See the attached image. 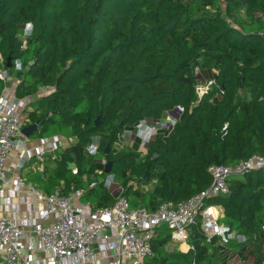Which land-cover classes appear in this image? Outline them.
<instances>
[{
	"label": "trees",
	"instance_id": "16d2710c",
	"mask_svg": "<svg viewBox=\"0 0 264 264\" xmlns=\"http://www.w3.org/2000/svg\"><path fill=\"white\" fill-rule=\"evenodd\" d=\"M0 56L10 76L0 94L12 77L16 97L49 88L23 111L26 125L39 120L32 134L74 138L31 161L41 168L27 179L45 193L61 184L67 194L72 184L84 188V201L112 205L117 194L96 171L104 158L128 205L153 210L205 190L211 164L264 155V0H0ZM208 79L199 98L195 86ZM175 107L171 129L145 150L134 136L121 144L125 132ZM227 186L207 203L246 237L251 264H264V169L231 175ZM189 231L186 250L170 249V230L157 226L145 263L211 264L216 238L206 241L197 222Z\"/></svg>",
	"mask_w": 264,
	"mask_h": 264
},
{
	"label": "built area",
	"instance_id": "2783aa9c",
	"mask_svg": "<svg viewBox=\"0 0 264 264\" xmlns=\"http://www.w3.org/2000/svg\"><path fill=\"white\" fill-rule=\"evenodd\" d=\"M29 32L27 24L22 37ZM1 61L0 56V79L5 81L9 75ZM213 83V79L197 83L198 97ZM47 92L49 88L45 86L37 94L16 97L13 86L0 94V264H146L145 258L152 252L151 239L159 225L170 230L174 243L186 242L190 226L196 222L206 241H245L243 234L229 232L219 223L218 205L207 201L228 193L227 179L231 175L264 169V155L253 154L232 166L211 164L208 172L212 180L205 190L177 203L161 201L153 210L130 207L121 194L112 205L96 207L82 199V187L71 184L65 194L60 184L45 193L27 181L22 170L32 160L42 162L57 147L74 141L73 137L52 135L38 137L33 146H26L27 137L20 131L26 125L23 111L38 94ZM174 122L175 118H169L170 127ZM158 126L159 120L140 122L133 135L128 132V137L122 136L121 144L130 145L134 136L138 149L145 150ZM94 148L93 142L87 151L91 153ZM10 153H14L13 160L7 163ZM100 163L105 166L107 162L101 158ZM96 171L100 173L104 168ZM71 172H77V167L73 166ZM114 180L112 174L106 173L103 184L109 187ZM96 183L92 180L89 186Z\"/></svg>",
	"mask_w": 264,
	"mask_h": 264
},
{
	"label": "rangeland",
	"instance_id": "374dc122",
	"mask_svg": "<svg viewBox=\"0 0 264 264\" xmlns=\"http://www.w3.org/2000/svg\"><path fill=\"white\" fill-rule=\"evenodd\" d=\"M9 77L7 80H9ZM14 77L11 78V83ZM14 84V82H13ZM129 135L128 132H126ZM126 135V136H127ZM30 139L35 140L37 138L36 134H30ZM138 149V146L136 147ZM91 159H93L92 154H87ZM95 160H99L98 156L94 157ZM25 168L23 169V171ZM26 179V178H25ZM110 192L113 194H119L121 186L117 180H114L109 186ZM116 195V196H117ZM253 251L252 247L245 243L231 242L227 244L219 243V248L213 250V254L210 256L211 264H251L252 263Z\"/></svg>",
	"mask_w": 264,
	"mask_h": 264
},
{
	"label": "crops",
	"instance_id": "0c3cea01",
	"mask_svg": "<svg viewBox=\"0 0 264 264\" xmlns=\"http://www.w3.org/2000/svg\"><path fill=\"white\" fill-rule=\"evenodd\" d=\"M11 84L12 85H7L5 88L6 89H10V87H13L14 86L13 83H11ZM37 97L38 96H36L35 99ZM180 111H181V108L180 107H175L173 109H170L168 111L163 112L162 115H161V117H160V119H159V126H158L159 131H164V132L165 131H169L171 129L170 123H169V118H175L176 119L179 116ZM123 135L126 136L127 135L126 132ZM127 137H128V135H127ZM25 138H26V146H28V147L33 146L37 142V139H38V137H37L35 140H31L30 139V136H25ZM13 156H14V153H10L9 154V156L7 158V163L10 162L11 160H13ZM36 167L41 168V165L38 164V163H31V164H29V166H27L24 171L22 170V176L24 178H26V180L28 181L27 175H26L27 172L36 169ZM218 210H219V213L222 212V208L220 206H218ZM168 246L171 247V249L177 247L178 249L183 250V251L188 248L187 242H180V243L170 242Z\"/></svg>",
	"mask_w": 264,
	"mask_h": 264
},
{
	"label": "water",
	"instance_id": "95a60500",
	"mask_svg": "<svg viewBox=\"0 0 264 264\" xmlns=\"http://www.w3.org/2000/svg\"><path fill=\"white\" fill-rule=\"evenodd\" d=\"M7 66H9V63H7ZM39 125V120H36L35 122L29 123L27 125H24L21 127V133L24 136H29L32 134L34 131H37ZM111 169V162H107L104 166V172L109 173Z\"/></svg>",
	"mask_w": 264,
	"mask_h": 264
},
{
	"label": "clouds",
	"instance_id": "9594fccd",
	"mask_svg": "<svg viewBox=\"0 0 264 264\" xmlns=\"http://www.w3.org/2000/svg\"><path fill=\"white\" fill-rule=\"evenodd\" d=\"M30 27V26H29ZM20 67V65L19 64H17V68H19Z\"/></svg>",
	"mask_w": 264,
	"mask_h": 264
}]
</instances>
